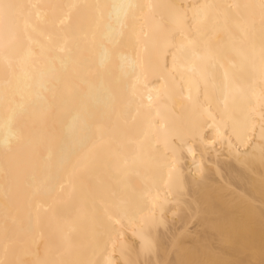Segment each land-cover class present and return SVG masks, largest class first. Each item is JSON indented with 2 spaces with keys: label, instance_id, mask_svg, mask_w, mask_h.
Wrapping results in <instances>:
<instances>
[{
  "label": "snow or ice",
  "instance_id": "snow-or-ice-1",
  "mask_svg": "<svg viewBox=\"0 0 264 264\" xmlns=\"http://www.w3.org/2000/svg\"><path fill=\"white\" fill-rule=\"evenodd\" d=\"M77 9L98 13L100 19H107L112 31L117 30L113 25L122 28L129 17L142 21L143 39L138 40L135 62L129 64L135 73L131 95L122 77L107 72L116 55L121 72L127 76L126 58L114 49L104 48L85 76L78 59L69 70L68 60L60 55L63 46L57 51V46L34 39V34H44L41 25L63 24ZM48 10H52L51 19ZM0 60V128L4 133L0 137L4 218L0 264H241L238 260L206 259L215 254L206 243L185 246L186 238L198 241L201 230L208 228L247 256V264H256L257 255L264 258V174L258 187L252 179L257 164L264 168V0L87 5L0 0ZM217 68L223 69L222 78ZM150 70H159V86L149 79ZM176 72L189 88L195 85V94L189 90L185 96L175 80ZM141 84L147 89V104L139 90ZM162 96L178 98L179 113L161 103ZM100 104V120L119 117L133 106L137 112L145 109L147 115L137 138L130 139L126 148L132 163L149 149L158 176L146 180L134 196L111 185L85 188L82 200L90 204L86 249L74 243L80 210L75 219L61 222L53 208V242L43 254L33 251L31 230L18 222V214L25 201L29 208L34 203L38 211L40 198L51 196L55 183H60L63 193L72 178L101 165L95 152V144L104 138L103 126L96 120ZM24 113H30L34 121L51 122L52 140L57 139L55 126H62L55 172L51 165L38 171L25 166L16 144L27 140L31 145L34 141L17 126L18 116ZM225 148V160L235 159L246 170L247 176L240 183L229 179L220 164ZM102 163L106 169L119 171L128 166L129 159H121L116 150ZM213 168L225 204L239 210L238 222L224 219L207 206L202 188ZM22 255L31 259L24 260ZM173 255L175 260L166 258Z\"/></svg>",
  "mask_w": 264,
  "mask_h": 264
},
{
  "label": "bare ground",
  "instance_id": "bare-ground-1",
  "mask_svg": "<svg viewBox=\"0 0 264 264\" xmlns=\"http://www.w3.org/2000/svg\"><path fill=\"white\" fill-rule=\"evenodd\" d=\"M25 4H42V5H55V4H96V3H153L162 4L168 2L176 3H236L246 2V0H19ZM49 11V19L52 18V10ZM59 14V13H57ZM142 21L133 20L129 17L122 28L113 25L117 30L112 31L109 27L107 19H100L98 13L89 9H77L72 12L70 16L64 19V23L60 24L57 21L55 27L49 26L47 23L41 25L43 35L39 32L34 34V39L49 46H63L64 52L60 55L68 60V68L71 70L72 61H80V70L83 75H88V66L93 64L97 58L103 54L104 48L113 50L120 56L125 57L124 76L121 72L120 59L113 55L108 63L107 72L114 77H122L128 86V95H131L132 84L135 80V73L129 66L130 62H135L137 56L138 40L143 39V32L141 31ZM169 68L171 69V57L168 58ZM218 75L222 78L223 69L217 68ZM3 64L0 60V85H2ZM143 79V77H141ZM149 79L154 80L156 86H159V70H150ZM175 80L180 82L181 88L184 89L185 96L189 90L195 94V85L191 88L185 84L180 78V73H175ZM169 82L172 83L171 77ZM153 85L150 83L149 87ZM201 85V89H202ZM139 90L144 94V104L148 103L147 89L143 88L141 84ZM155 98V92H153ZM91 103V102H90ZM161 103L169 104L175 108L176 113H179L178 98L168 100L167 97H161ZM96 120L102 124L104 131L103 141H98L95 144V152L97 157L101 160V165L94 171L72 178L71 182L66 185V190L60 193V183L54 185V190L51 196L44 195L41 199V206L37 211L33 203L31 208L28 207L25 201L22 211L18 214V222L24 226L25 229L30 228L29 241L33 251L44 253L45 248L53 242V228L55 221L53 220V208L55 209L56 219L63 221L64 218L75 219L77 217V210H80V217L74 232V243L77 247L83 245L86 249L88 244V235L85 230L87 224V211L90 207L87 201L82 200V191L96 184L104 186H117L126 192L129 196L136 195L144 186L146 180H151L153 177L158 176L155 162L152 159L153 154L149 149H145L144 154L136 163H132L131 153L127 150L126 146L130 139L137 138V132L146 118L145 109L137 112L136 107L133 106L130 111L123 110L119 117L113 115L111 118L104 116L100 120V115L103 112V105L97 106ZM2 106H0V114H2ZM155 113L153 112V115ZM17 126L23 129L25 137L31 138L34 144H29L27 140L21 141L16 144L25 166L29 169L35 168L37 171L46 165H51L53 172L56 168V160L59 154L58 138L62 134V126L57 124L55 126L56 140L51 139V122L48 124L34 121L30 113H24L17 118ZM96 123L93 124V133H95ZM3 128H0V137L3 136ZM219 147V146H217ZM119 150L121 159L125 156L129 159L127 167L117 171L115 168L106 169L103 167V161L109 156L112 151ZM227 149L224 150V155L220 157V164L223 166L226 176L233 180L234 183H240V179L247 176L246 170L241 162L235 159L226 161ZM213 160L216 159L215 155L212 156ZM256 175L252 177L257 182V187L260 176L264 174V168L256 165ZM187 167L185 168V172ZM218 176L215 169L208 171L207 179L203 185L202 191L207 197V206L209 210H215L224 219L228 221L240 219L238 209H233L225 204L223 197V190L218 184ZM122 182V183H119ZM74 185L75 190L72 191ZM246 187L247 185H242ZM55 198V199H53ZM29 212L31 216L29 218ZM215 219V217H213ZM3 198L0 196V247L3 241ZM15 228V225H11ZM130 235V233H129ZM198 243H206L209 248L215 250V254L207 255L205 258L215 261L224 260H238L241 264H247L248 257L230 248L226 241L221 238L219 233L214 232L212 229H202L200 232L199 240L192 237L186 238L185 246H193ZM24 260H30L31 257L22 255ZM175 260V255L166 257ZM256 264H261L264 258L257 255L255 257Z\"/></svg>",
  "mask_w": 264,
  "mask_h": 264
}]
</instances>
